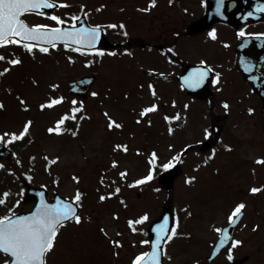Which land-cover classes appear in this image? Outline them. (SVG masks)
Returning a JSON list of instances; mask_svg holds the SVG:
<instances>
[{
	"label": "rangeland",
	"instance_id": "1",
	"mask_svg": "<svg viewBox=\"0 0 264 264\" xmlns=\"http://www.w3.org/2000/svg\"><path fill=\"white\" fill-rule=\"evenodd\" d=\"M103 1H106L103 14L108 16L107 18L111 13L138 16L140 10L135 8L142 7L140 0ZM179 11L180 8L175 7L174 12ZM164 14L166 17L169 15ZM134 27L132 25V28ZM220 30L223 38L230 41V36H233L230 30L225 27ZM169 31L166 30L168 39ZM207 46L208 43L203 40L188 42L185 53L197 58L201 52L208 53ZM6 47L0 48L2 55L7 57V60H0V72L4 68L10 69L0 75V102L5 105L0 109V133H18L26 121L31 120L27 135L34 138V141L26 148L13 149L11 156L2 160L4 173L3 176L0 174V194L8 192L9 196L6 205H0V215L7 214L8 207H12L16 200H20V204L14 208L16 213L32 206V203L22 202L25 190L21 179L28 180L33 186H46L49 197L57 192L71 199L76 190L80 189L82 196L78 213L82 221L79 224L70 221L60 228L55 246L47 256V264H132L135 256L144 252L136 242L142 238L140 232L148 227L150 220L160 214L163 200L169 193L174 195L171 209L175 217L182 221L179 227L180 235L167 244L166 264H195V261L202 264L210 244L216 238V229L228 221L239 198L237 191L240 188V174L234 164L235 160L240 158V150L231 151L235 155L226 157L228 159L217 158L219 166L230 162L227 164L228 171L222 168L218 175L211 170H205L203 166L200 169L197 161H193L191 173L188 174L189 158L195 155L186 151L182 155L183 166H180L168 193L166 190H160L156 184L158 173L155 174L154 180L144 182L142 190L140 186L129 184L149 173L150 170L146 169L147 165L152 164V156L146 158L147 151H155L157 165L167 163L173 157L181 155L178 150L185 144L202 141L205 127L208 128L214 118L216 121L222 120L223 130L220 135L227 131L231 135L239 134V141L252 140L253 152H243L242 148L243 159L257 161L258 157L264 158V115L260 110H246V104L242 109H208L203 99L187 98L176 85L172 88L165 83L150 81L139 75L138 68L142 66L163 71L166 61L157 53L155 56L152 51H139L132 56L117 51L120 55L105 54L99 60L100 67L96 66L99 74L98 86L93 90L98 95H91L82 111L75 113L77 119L73 120L71 109L78 105H73L72 97L60 91L68 79L88 74L95 66L86 65L88 62L84 66L82 59H78L74 65L69 57L59 54L56 49H49L44 53L36 48L33 52H28L24 47L14 44ZM227 53L228 50L220 46L212 58L225 60L224 55ZM13 58H19L21 63L11 65L9 61ZM164 70L171 73L174 67H166ZM229 73L235 78L238 88L241 82L230 68ZM149 84L156 85L155 96L149 90L150 87L147 90ZM247 91L246 88L245 92ZM61 96L64 99L56 105L40 108V104ZM21 98L28 105L27 109L21 104ZM160 101L164 105H161ZM191 102L194 103L188 105V108L184 107L188 110L189 120L183 126V133L171 136L163 127L162 114H172L177 107H180L181 112L185 111L182 104ZM152 103H158L159 108L141 115L142 109ZM106 112L108 116L105 115ZM66 113L69 117L66 122L75 124L67 126L60 135L49 132L48 129L56 127V122ZM109 116L122 127L109 128ZM236 136L232 138L236 139ZM225 140L227 144L230 142L227 137ZM117 145L126 146L127 151L124 147L117 148ZM113 161L117 163L113 165ZM259 164L252 165V174L262 177L258 181L261 191L256 196L257 203L262 205L264 163ZM107 169L112 170V173H105ZM121 172H126V175L122 177ZM29 176L31 180L28 179ZM219 176L224 178L223 186ZM74 177H79V180ZM193 177L189 182V178ZM11 178L17 181L12 182L13 186H10ZM113 182L121 187L120 192L108 196V193H113ZM127 182L129 184H123ZM249 182L253 181L250 179ZM137 193L140 195L137 196ZM101 195L106 199L101 200ZM0 198H3L2 195ZM144 214L148 215L147 221L129 224L130 220H138ZM238 235L240 236L239 233ZM238 235L235 234V237ZM114 240L120 241V245H114ZM255 245L257 246V243ZM253 251L256 250L252 245H246L243 249L235 246L231 254L238 258L242 253H255ZM228 254L229 252L223 254L212 264H228ZM259 256V262L256 261L257 258L249 260L247 264H264V254ZM3 260L0 254V264Z\"/></svg>",
	"mask_w": 264,
	"mask_h": 264
},
{
	"label": "snow or ice",
	"instance_id": "2",
	"mask_svg": "<svg viewBox=\"0 0 264 264\" xmlns=\"http://www.w3.org/2000/svg\"><path fill=\"white\" fill-rule=\"evenodd\" d=\"M156 0H149V5L154 6ZM223 5V0H217V10L219 11L220 6ZM58 6L67 7L66 0H0V47L15 44L23 45V47L28 52H33L34 48H39L41 52L47 53L49 51L48 47L44 45H50L51 47H56L57 42H63L65 48L71 47L74 43L78 45L75 51L84 52L85 48L79 45L87 46V50L94 52L100 56L104 55L105 50L103 48H97L95 45L100 40V33L102 31L101 26L96 25L93 27H85L81 25L76 27V23L81 19L79 16L70 15L71 26H65L69 24L68 20L63 19L60 15L55 14V12L47 13L44 9H53ZM149 9H145L147 11ZM264 10V9H260ZM25 14H40L48 16L54 25L50 24H29L22 17ZM252 12H248L247 16H252ZM108 27L115 28L117 25L111 24ZM121 28L124 27L123 24L120 25ZM127 35V32L124 33ZM209 35L215 38L216 30L212 29ZM239 35H246L243 30L240 31ZM264 35V34H262ZM125 51H129L125 49ZM72 60V57L68 58ZM0 60H7V57L0 54ZM11 65H17L21 63L19 58H13L9 61ZM89 64L92 61H88ZM206 63V62H202ZM9 68H4L0 75L8 72ZM212 71L211 68H201L194 70L191 74L184 77L185 83L189 87H199L204 83L205 79L208 77L209 72ZM219 80V73L216 74V79L212 82L217 83ZM56 87V85H53ZM152 91V95H156V90L154 86L149 85ZM93 96L98 95V93L93 92ZM64 97L53 98L45 103L40 104V108L52 107L57 103L61 102ZM21 104L27 109L28 105L21 98ZM73 105L75 106L71 109L73 115L71 119H77L75 113L82 111L84 105L82 102L73 100ZM3 102H0V109L4 108ZM187 107V105H185ZM225 109L228 108V104L225 102ZM157 108L156 104H152L149 107L142 109L141 115H146L147 113L155 110ZM252 111V109H249ZM108 116L107 112L105 113ZM68 114L66 113L60 120L56 122V127L49 128V132L60 133L62 131L60 125L68 119ZM82 118V117H81ZM109 124L108 127L113 126L122 127L115 119L108 117ZM173 119L172 117L168 118ZM150 123V121H149ZM32 124L31 120L26 121L21 131L17 132H4L0 133V143H13L18 139H23L29 132V128ZM171 132V127L169 128ZM75 134V133H73ZM211 133L205 130V136H210ZM5 137H8L5 140ZM117 148L124 147L127 151L126 146L117 145ZM151 163L153 169L144 176L142 179H137L134 183L136 185L143 184L146 181H151L153 179V172L155 171L156 165V153L155 151L151 154ZM58 159V158H57ZM179 156L173 157L167 163L161 164L160 168L167 170L173 167V161L178 160ZM258 162L264 163V158H261ZM117 162L113 161V165ZM4 165L0 164V168ZM120 175L123 177L126 172H121ZM31 180V177H28ZM77 181L79 177H74ZM193 178H189V182ZM260 188L253 187L250 189L251 192L256 193L260 191ZM120 188L115 189V193H119ZM3 198H0V205H6L8 192H4ZM114 195V193H108V196ZM81 192L79 189L76 190L75 195L69 200L57 199L54 204L48 203L44 199V193L40 194V202L36 205L35 210L27 215H18L14 208L20 204V200H16L12 207H8L7 214L0 215V252L7 254L6 258L2 261V264H47V255L50 253L54 246L56 237L60 231L62 225L67 223L69 220L74 221L79 224L82 221L81 215L77 211L79 202L81 201ZM101 200L106 199L104 195L100 196ZM246 205L241 202L238 203L231 215L229 216V221L233 224L236 223V218L242 215V210ZM148 220V215L144 214L139 217L138 220L129 221V224H139ZM168 224V218H164L163 224L156 225L155 231L157 233L156 240L153 242L152 250L150 252H142L135 256L132 264H161L160 255L162 252L161 241L165 239L170 241L174 236L177 235L176 228H172L169 234V229L166 227ZM135 231V228H133ZM216 231L222 233L221 244H223L228 239V234L226 230L216 229ZM114 245H120V241H112ZM141 243H149L148 241H141ZM241 240L235 239L232 241L233 247L240 245ZM228 259L232 260L233 256L231 251H229Z\"/></svg>",
	"mask_w": 264,
	"mask_h": 264
},
{
	"label": "flooded vegetation",
	"instance_id": "3",
	"mask_svg": "<svg viewBox=\"0 0 264 264\" xmlns=\"http://www.w3.org/2000/svg\"><path fill=\"white\" fill-rule=\"evenodd\" d=\"M108 1L110 2L112 0ZM118 2L120 3L121 1ZM140 2L142 3V7L135 8L136 10H140L138 16L129 15L121 17L127 19L126 25L122 23L125 25L124 28L120 27V21L116 20L112 15H110V18L104 16L103 11L105 5H103V2L100 0H66L67 7L58 6L53 9H44V11L47 13L55 12V14L60 15L63 19L68 20L70 24L71 20L69 14L76 16L81 14L87 15L91 10L94 16V24L98 25L110 22V24L117 25L115 28L108 27L109 25L106 28L102 27L105 37L111 43L119 44L117 48L104 49V53L122 49L123 47L130 51L128 52L130 55L137 52L136 48H138L140 52L152 51L155 56V53H157L159 57L166 61L165 68L170 67L173 69L174 67L173 72L167 73L173 76V81L168 82V84L176 85L178 88H181L179 76L187 66L206 62L202 64H205L212 70L210 71L211 79L206 90L197 94L187 93L183 89L182 90L187 98L203 99L209 109H213L214 107L225 109V102L228 104L227 109L237 107L242 109L244 108V104L247 105L245 106L246 110L260 109V99L254 94L251 88L244 83L234 65L235 46L242 37L239 33L241 30H243L245 34L250 33V31L245 32V29L249 26H253V24H249L240 30L224 23L213 22L206 31L190 33L187 31V25L205 13L206 0H156V4L151 7L149 5V0H140ZM164 6L165 9L163 10ZM175 7L180 8L181 11L175 13ZM145 9L149 10L145 11ZM164 13L169 15L166 17ZM22 18L30 25L36 23L54 25L55 23L48 16L40 14H25ZM128 23H133L135 27L130 29ZM223 27L228 28L233 35L230 36V41L225 40L223 38L224 36L220 33V29ZM212 29L216 30L215 38L209 35ZM166 30H170L168 35L170 39L167 38ZM125 32H127V35L124 34ZM129 33H131V35H129ZM196 40L206 41L209 49H207L208 53L206 52L203 54V52H201L197 58H192L189 54L187 55L185 53V46L186 43L195 42ZM220 46L228 50V53L224 55L226 59L214 60L212 55L218 51ZM229 68L241 82L239 86L237 84L238 88L236 87L235 78L229 73ZM149 69L154 70L151 68H147L146 70ZM157 73L155 72V74ZM217 73H219V80L217 83H213L212 81L216 79ZM146 79L156 80L155 77ZM246 88L248 89L247 93L245 92ZM172 104H174V102H172ZM161 105L164 104L161 103ZM168 105L170 106V103H168ZM237 139L238 138L234 139L230 143V148L232 150L238 149L242 151L244 144L245 146L246 144H252L253 146L252 140L239 141ZM255 163L256 162L251 159H245L241 161L239 166L234 167L238 169L240 174V188L237 191L239 198L236 204L243 202L246 207H249H247L248 210L246 207L242 210V217L236 227L237 235L238 233L240 234L237 239L242 241L240 245H237V248L240 247L243 249L246 245H252L256 250L253 251L255 253H242L243 256H248V259L241 264H247L249 260H256L257 258L256 261L259 262V255L264 254V239H261L264 238V200L262 205H259L256 196L261 190L256 193L250 191L253 187L260 188L258 181L262 178L260 175L255 177L252 174L254 172L252 165H255ZM250 179L253 182H249ZM260 184L262 185V182ZM262 195L264 197V190L262 191ZM256 243L257 246L255 245Z\"/></svg>",
	"mask_w": 264,
	"mask_h": 264
},
{
	"label": "water",
	"instance_id": "4",
	"mask_svg": "<svg viewBox=\"0 0 264 264\" xmlns=\"http://www.w3.org/2000/svg\"><path fill=\"white\" fill-rule=\"evenodd\" d=\"M209 5L210 7L207 11L206 16L198 20L197 22L190 24L188 31L203 30L207 28L211 20L215 18L227 21L235 26H238L239 24H242L241 22H245V21H252L257 19L264 20V10H260V9H264V0H223V5L221 8L223 10H219V11L218 10L215 11V9H212L211 6L213 5H211V0ZM234 7L236 8L233 9ZM248 12H252L253 15L247 16ZM80 23L83 22H79V24ZM78 27L80 26H77V28ZM72 45L78 47V45L74 43ZM106 45L107 43L104 41L102 36H100V40L95 45V47L103 48ZM79 46L87 49V46H83V45H79ZM236 52H237L236 65L240 70V72L242 73L244 79L253 87L255 92L261 97L263 104L262 112L264 113V35L248 36L243 38L240 41L239 45L237 46ZM198 68L199 66L189 68L183 74L181 79L184 80V77L188 76L189 72H192ZM159 78H165V77L160 76ZM93 79H94L93 77H83L78 80L70 82L69 86L75 92H77L78 90H80V92L81 91L85 92L87 88H89V86L91 85ZM7 153L8 151L0 145V155H5ZM174 172L175 169H172L171 171L165 173L162 176L161 182L166 187H168L171 184V179L174 176ZM41 193H44V199L46 200L45 192L43 190L27 187L26 200H31V199L35 200V206L32 211H34L36 205L39 204ZM57 199L58 197L55 196L54 200L48 203L54 204ZM29 213L30 212L21 215H27ZM166 217L168 218V216ZM164 218L159 222V224H163ZM236 222H237V218H236ZM235 224L231 223L224 230L231 231ZM156 225L152 228L151 231V235H152L151 250H152L153 242L156 240V236H157V233L155 231ZM166 227L168 228V224L166 225ZM162 242L163 240L161 241V243ZM219 250H220V246L218 245L214 248L211 256L217 254Z\"/></svg>",
	"mask_w": 264,
	"mask_h": 264
}]
</instances>
